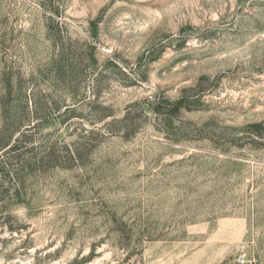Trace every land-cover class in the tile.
Wrapping results in <instances>:
<instances>
[{"label": "rangeland", "instance_id": "rangeland-1", "mask_svg": "<svg viewBox=\"0 0 264 264\" xmlns=\"http://www.w3.org/2000/svg\"><path fill=\"white\" fill-rule=\"evenodd\" d=\"M0 264H264V0H0Z\"/></svg>", "mask_w": 264, "mask_h": 264}, {"label": "trees", "instance_id": "trees-1", "mask_svg": "<svg viewBox=\"0 0 264 264\" xmlns=\"http://www.w3.org/2000/svg\"><path fill=\"white\" fill-rule=\"evenodd\" d=\"M30 126L23 129L20 133H19V137L15 139V141L7 148L4 150L3 155H0V162L2 161V159L4 158L5 154H9L10 151H14V149H16V147H18L22 141V139H26V137L28 136V133H30Z\"/></svg>", "mask_w": 264, "mask_h": 264}, {"label": "built area", "instance_id": "built-area-1", "mask_svg": "<svg viewBox=\"0 0 264 264\" xmlns=\"http://www.w3.org/2000/svg\"><path fill=\"white\" fill-rule=\"evenodd\" d=\"M238 262H239L240 264H242V263L244 262V259H243V258H239V259H238Z\"/></svg>", "mask_w": 264, "mask_h": 264}]
</instances>
